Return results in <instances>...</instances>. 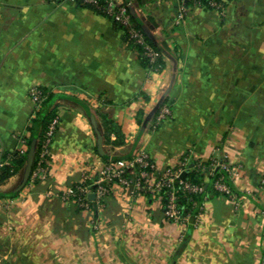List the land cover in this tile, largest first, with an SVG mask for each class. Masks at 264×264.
<instances>
[{"label": "crops", "instance_id": "obj_1", "mask_svg": "<svg viewBox=\"0 0 264 264\" xmlns=\"http://www.w3.org/2000/svg\"><path fill=\"white\" fill-rule=\"evenodd\" d=\"M122 1L162 48L160 71L142 66L124 32L90 8L0 0V165L2 151L29 136V90L57 95L47 177L31 183L34 170L22 186L24 164L0 181V192H17L0 198V264H264V0H225L222 13ZM163 99L171 113L158 119ZM99 112L124 137H102L105 156L90 119L101 133ZM140 149L159 170L202 164L205 182L220 169L211 163L240 165L228 178L234 200L210 192L199 218L183 222L166 219L156 196L120 186L92 212L61 200L86 171Z\"/></svg>", "mask_w": 264, "mask_h": 264}, {"label": "built area", "instance_id": "obj_2", "mask_svg": "<svg viewBox=\"0 0 264 264\" xmlns=\"http://www.w3.org/2000/svg\"><path fill=\"white\" fill-rule=\"evenodd\" d=\"M71 1L74 3L86 2L97 4V0ZM210 4L216 7L218 6L214 1H211ZM126 7L127 4L122 0H104L103 11L109 19L127 23L128 16L125 12ZM182 18L183 15L182 12H180L175 23H179ZM128 33L129 36L142 47L144 55L148 57L150 61H153L156 58L157 53L147 42H145L141 32L131 28ZM29 95L35 106H37L39 98L35 87H32L29 90ZM170 113L171 110L168 105L162 104L158 119H163L169 116ZM55 127L56 119L49 124L47 130L43 134L44 143L40 154L41 162L45 157L50 156L49 146L53 139ZM20 150L24 151V148L21 147ZM47 162L45 166L39 164L36 167L31 178V183L38 180H44L47 177ZM179 165V167L159 170L155 166L149 153L144 149H140L135 151L129 158L107 161L95 172L86 171L73 187L65 188L61 192L60 198L65 204H73L85 212H92V210H100L103 207L104 199L110 195L113 186H120L122 189L135 195L151 194L161 198L165 194L166 201L162 206L164 216L166 219L173 222H183L189 218V214H183L179 209L174 185L177 182L181 183L178 179L182 168L186 165V160L181 161ZM214 165L218 166L221 170H224L230 180L237 176L240 168V165L233 166L225 161L211 163L209 167H213ZM260 184L264 187V178L261 179ZM213 187L220 193L226 195L229 199L234 200L235 195L230 186L223 181L222 176L214 181ZM183 188L192 192L200 190L199 185L188 182L183 183ZM90 194H93V199L89 198ZM201 209L202 206H200V211L194 216L196 220L201 214Z\"/></svg>", "mask_w": 264, "mask_h": 264}, {"label": "trees", "instance_id": "obj_3", "mask_svg": "<svg viewBox=\"0 0 264 264\" xmlns=\"http://www.w3.org/2000/svg\"><path fill=\"white\" fill-rule=\"evenodd\" d=\"M147 1L149 0H137V3L143 4ZM181 1L186 8L199 6L206 10L214 9L220 13H222L225 6V0H181ZM211 1H214L219 7L211 5L210 4ZM75 4L81 7L90 8L94 12L106 16L105 12L103 11L104 0H97V4H90L86 2H78ZM125 12L126 15L128 16V22L123 23L119 20H112L114 26L118 29H121L124 32L129 47L132 48L133 51L136 53L142 66L149 68L153 71H160L164 63L162 59V48L153 37H150L145 32L146 27H144L143 23L136 16V14L133 12L130 6L127 5ZM131 28L141 32L145 42H147L155 50L157 56L153 61H150L149 58L144 55L142 47L129 36L128 31ZM35 88L37 90L39 101L37 103V106H35L33 114L30 118V124L26 128L27 131L29 132V136L26 138H22L24 151H21L20 149L13 152L2 151L1 160L4 162L0 165V181L16 173L17 171H19V169L23 167L24 164H27L26 177L22 183L23 186L25 183L29 181L31 174L36 169V167L39 164L45 166L46 162L49 159V157H45V159H43V161L41 162L40 154L44 143L43 134L47 130L51 121L54 118H56V104H54V100L56 99L57 95L41 87H35ZM165 102L166 99H163V101L160 104V107ZM160 107L157 108V110H155L154 116L157 115ZM97 115L99 116L101 121V128H102L101 135L103 137V142L111 143L112 145L123 143L124 137L120 125H118L113 120H111L108 117L107 112H99L97 113ZM142 116H143V112L141 110H138L136 117L139 123L141 122ZM53 133L55 134V130ZM112 134L114 135V138L110 140V136ZM112 160L115 161L120 159L117 158ZM201 165L193 162V165L191 166L190 170L185 172L184 178L179 177L178 180L181 183L177 182L174 185L175 193L177 196L176 198L177 205L183 214L186 213L189 214L190 221H193L194 216L200 211V206L202 202L208 197H210V192L211 194L217 193V190L213 188L214 181H216L220 176H222L223 181L229 184V180L226 172L221 169L213 171V173L209 176L208 182H205L203 180L204 174L200 170V168H202ZM184 182L197 184L199 185L200 190L196 192L188 191L186 188H183ZM16 193L17 192H8V193L0 192V198L12 197L15 196ZM165 201H166V196L164 194L161 200L162 206L165 204ZM71 206L75 210L80 209L79 207L73 204H71Z\"/></svg>", "mask_w": 264, "mask_h": 264}, {"label": "water", "instance_id": "obj_4", "mask_svg": "<svg viewBox=\"0 0 264 264\" xmlns=\"http://www.w3.org/2000/svg\"><path fill=\"white\" fill-rule=\"evenodd\" d=\"M145 32H146L150 37H152V36H151V33L149 32V30H148L147 28H145ZM90 119H91V123H92V125H93V127H94L95 134H96V136H97V150H98V152H99L100 155L105 156V153H104V151H103V149H102V135H101V133H100L98 127H97V124H96V122H95L94 117L91 116ZM33 140H34V139H33ZM26 170H27V166H26ZM26 170H25L24 179H25V177H26ZM184 176H185V172H182V173L180 174V177H181V178H184ZM89 197H90V198H93V194H90Z\"/></svg>", "mask_w": 264, "mask_h": 264}, {"label": "rangeland", "instance_id": "obj_5", "mask_svg": "<svg viewBox=\"0 0 264 264\" xmlns=\"http://www.w3.org/2000/svg\"><path fill=\"white\" fill-rule=\"evenodd\" d=\"M159 111H160V109H159ZM145 195V194H144ZM90 196V195H89ZM157 197V196H156ZM90 198V197H89ZM157 198H159V197H157ZM162 198H163V196L161 197V198H159L160 200H162ZM90 199H93V198H90Z\"/></svg>", "mask_w": 264, "mask_h": 264}]
</instances>
